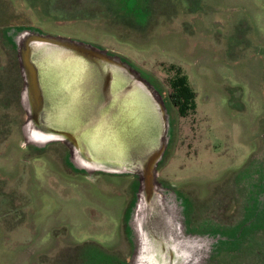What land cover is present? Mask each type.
<instances>
[{"label":"rangeland","instance_id":"obj_1","mask_svg":"<svg viewBox=\"0 0 264 264\" xmlns=\"http://www.w3.org/2000/svg\"><path fill=\"white\" fill-rule=\"evenodd\" d=\"M110 1L0 0V264H144L148 225L169 264H264V0ZM35 36L103 51L148 89L152 115L127 137L161 148L153 211L128 146L91 160L34 114Z\"/></svg>","mask_w":264,"mask_h":264},{"label":"bare ground","instance_id":"obj_2","mask_svg":"<svg viewBox=\"0 0 264 264\" xmlns=\"http://www.w3.org/2000/svg\"><path fill=\"white\" fill-rule=\"evenodd\" d=\"M30 39L26 40L25 48L31 43ZM30 45V54H34L33 52L38 49L37 55L31 56V59L37 67L40 82L52 98L51 102L42 107L47 120L45 125H40L54 129L69 140L72 139L75 146L91 160L118 163L126 148L125 144L131 138L127 137L129 130L135 134L136 127L139 130L144 119L152 115V100L146 95L148 89L132 76L131 79L127 78L123 74L122 66L114 62L99 60L85 52L61 44L59 48L54 43ZM98 65L108 67L112 71L113 78L110 85L121 104L120 120L116 124L88 119L86 113L79 110L81 91L92 80ZM152 99L157 107L154 97ZM32 110L34 114L38 111L33 104ZM157 118L160 121L158 115ZM34 121L38 123L35 118ZM151 157L150 153L146 152L137 158L135 164L142 169L143 174L151 172L149 168ZM150 186L145 184L143 188L146 213L147 210L153 211L155 204ZM149 228L148 225L142 250L144 264H169L174 254L172 256L169 249H164L162 244L154 242L153 233L150 235Z\"/></svg>","mask_w":264,"mask_h":264},{"label":"water","instance_id":"obj_3","mask_svg":"<svg viewBox=\"0 0 264 264\" xmlns=\"http://www.w3.org/2000/svg\"><path fill=\"white\" fill-rule=\"evenodd\" d=\"M33 39L35 41H31V42H33L35 45L54 43V44H57V47L59 48V44H61L62 46L75 48L79 51L85 52V53L89 54L90 56L99 58V60L111 61V62L116 63L118 66L121 65L117 61L116 58L111 59L105 55V52H103V51L98 52L94 49H90L91 47H89L88 45L74 44L70 41H64L61 39H55V38L45 37V36H43V37L35 36V37H33ZM38 48H40V47H38ZM30 50H31V47L29 44V45H26V48L23 49V52H22V62L24 64V68L27 72L29 89L31 92H33V90H35V89H36V91H38L40 89L41 92H43V94H42L44 97L43 101L47 104L48 102H51L52 98L50 95H48V91H45V87H43L42 83L40 82L37 67L31 59V56L33 54L29 53ZM37 53H38V49L35 51V54H37ZM124 68L126 69V67H124ZM123 74L127 78L131 79L130 75H128L124 72H123ZM112 78H113L112 71L108 67L104 68L102 65H98L94 70V75L91 78L92 80H90L86 84V86L83 88V90L81 91V101H80V105H79V110L86 113V117L88 119L99 121V122H102L104 120L106 123H109V124H116L120 120L119 119V115H120L119 113H120V105L121 104L119 102V98L116 97L115 92L110 85ZM37 88H38V90H37ZM34 99H35L33 101L34 102V108L38 109V107H39V109H41L40 107H43L44 105H46L43 102L44 104L42 106V101H41L42 98H40V99L38 98L41 105L38 104L39 102H38V99L36 97ZM160 117L161 116L159 113V119H160ZM155 121L157 123V126H158V124L160 126V121L157 120V118H155ZM136 130H138L137 127H136ZM142 139H145V137L143 136ZM137 140H140V137H138ZM141 141L139 143H141ZM130 142H131V138H130V141L128 140L126 143V147L127 146L129 147L128 148L129 151H126L125 153L126 154H128V153L132 154L137 159L139 156H141L143 154V152L140 153V151L135 150L136 146H133L132 151H131L130 150L131 145H129ZM130 152H132V153H130ZM146 152H149L148 147H146V150L144 153H146ZM149 153H150V156H152L151 157L152 159L149 163L150 164L149 168L151 169V172H148V173L145 172L147 175L143 174V177L145 179V184L150 186L151 185L150 184V178H152V176H153V168H154V165L159 158V155L161 153V148L157 152L153 151V152H149ZM114 164H118V163H114ZM135 165H137V164H135Z\"/></svg>","mask_w":264,"mask_h":264},{"label":"trees","instance_id":"obj_4","mask_svg":"<svg viewBox=\"0 0 264 264\" xmlns=\"http://www.w3.org/2000/svg\"><path fill=\"white\" fill-rule=\"evenodd\" d=\"M153 2L154 0H146V2ZM118 0H112V1H110V5H109V7L110 8H113V9H115L116 7L118 8L120 5L118 4ZM67 4H68V2H66ZM125 4H124V9H127V5H126V2H124ZM135 3L136 2H134L133 4H134V7H136L135 6ZM119 5V6H118ZM56 6V8L57 9H59V10H61L62 12H63V14L64 15H66V14H70V7H67L65 4H56L55 5ZM114 6H116V7H114ZM128 10V9H127ZM72 18H73V16H72ZM182 83V82H181ZM171 87L174 89V87L171 85ZM181 88H184L183 90L182 89H180L179 90V92H176L175 90H173L172 91V93H170V99L172 100V103L177 107V109H178V112H182V107H181V103H182V101H181V98H189L190 96H191V93H189V92H186L185 91V87L184 86H180Z\"/></svg>","mask_w":264,"mask_h":264}]
</instances>
